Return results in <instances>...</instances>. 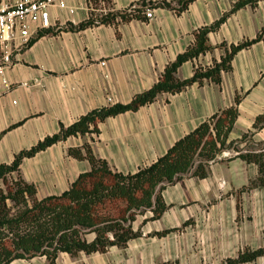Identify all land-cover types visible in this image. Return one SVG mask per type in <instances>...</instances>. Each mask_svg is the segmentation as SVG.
<instances>
[{
	"label": "crops",
	"instance_id": "obj_1",
	"mask_svg": "<svg viewBox=\"0 0 264 264\" xmlns=\"http://www.w3.org/2000/svg\"><path fill=\"white\" fill-rule=\"evenodd\" d=\"M67 3L74 12L52 7V26L16 50L13 64L0 67V165L88 111L129 102L152 87L203 26L222 19L208 33L215 47L183 62L176 72L180 79L191 77L196 63L220 60L226 52L223 42L260 38L235 54L232 69L222 73L220 83L205 79L176 93L162 92L137 110L98 122V131L71 135L25 157L21 174L36 184L38 195L59 194L91 167L88 159L70 155V147L89 144L114 169L134 172L240 98L228 146L210 162L208 173L189 172L166 184L162 197L168 207L159 218L147 219L151 210L137 215L132 225L141 235L126 246L74 256L62 251L54 262L38 255L11 264H264V254L230 262L246 249L264 248V188L250 185L259 168L240 156L264 150V0ZM136 8L141 14L150 8L154 16L120 15ZM90 18L93 24L76 28ZM103 18L108 21L101 22ZM28 166L36 177L24 172Z\"/></svg>",
	"mask_w": 264,
	"mask_h": 264
},
{
	"label": "trees",
	"instance_id": "obj_2",
	"mask_svg": "<svg viewBox=\"0 0 264 264\" xmlns=\"http://www.w3.org/2000/svg\"><path fill=\"white\" fill-rule=\"evenodd\" d=\"M134 13L126 11L120 15L128 18L137 14L147 18L139 8ZM221 21L201 27L195 41L166 66L159 80L149 89L136 93L129 102L109 103L88 111L72 124L62 125L59 132L19 151L11 162L0 165V180L4 183V186L0 185V264L38 255H45L54 262L62 251L74 256L81 251L89 254L105 252L114 245L124 247L129 240L141 235V231L134 230L132 225L137 215L151 210L153 215L147 219L159 218L168 207L162 197L166 184L174 183L189 172L195 176L208 173L210 162L228 146L226 140L239 115L238 95L236 104L209 116L176 140L157 160L137 171L114 169L106 159L95 155L89 144L70 147L69 154L77 159H88L90 169L81 172L63 192L40 197L36 184L26 180L20 169L25 157L34 156L71 135L98 131V122L127 110H137L162 92L176 93L195 82L203 83L205 79L220 83L222 73L232 69L235 54L258 41L260 35L229 45L223 42L221 45L225 46L226 52L221 59L205 65L196 63L195 72L189 78L180 79L176 72L183 62L196 60L215 47L209 43L208 33ZM94 22L90 18L76 28ZM240 156L258 165L259 174L250 185L264 188V150L248 151ZM93 233L95 237L90 239ZM263 254L264 248L246 249L230 262L252 260Z\"/></svg>",
	"mask_w": 264,
	"mask_h": 264
},
{
	"label": "built area",
	"instance_id": "obj_3",
	"mask_svg": "<svg viewBox=\"0 0 264 264\" xmlns=\"http://www.w3.org/2000/svg\"><path fill=\"white\" fill-rule=\"evenodd\" d=\"M55 6L75 11L67 0H0V67L13 64L16 50L52 26L51 8ZM144 13L154 16L150 8Z\"/></svg>",
	"mask_w": 264,
	"mask_h": 264
},
{
	"label": "rangeland",
	"instance_id": "obj_4",
	"mask_svg": "<svg viewBox=\"0 0 264 264\" xmlns=\"http://www.w3.org/2000/svg\"><path fill=\"white\" fill-rule=\"evenodd\" d=\"M25 173L29 174L32 176V177H36V174H35V171L33 169L32 166H28V168H26V170L24 171ZM0 185L4 186V183L3 181L0 180Z\"/></svg>",
	"mask_w": 264,
	"mask_h": 264
}]
</instances>
